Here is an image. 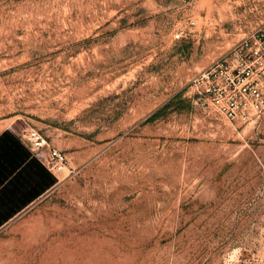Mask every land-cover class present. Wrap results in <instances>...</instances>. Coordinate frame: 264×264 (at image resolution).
<instances>
[{"label": "rangeland", "instance_id": "obj_1", "mask_svg": "<svg viewBox=\"0 0 264 264\" xmlns=\"http://www.w3.org/2000/svg\"><path fill=\"white\" fill-rule=\"evenodd\" d=\"M263 24L264 0H0V131L67 158L0 264H264V117L190 82Z\"/></svg>", "mask_w": 264, "mask_h": 264}, {"label": "built area", "instance_id": "obj_2", "mask_svg": "<svg viewBox=\"0 0 264 264\" xmlns=\"http://www.w3.org/2000/svg\"><path fill=\"white\" fill-rule=\"evenodd\" d=\"M174 36L180 38V32ZM190 82L195 94L230 122L245 124L263 118L264 24L196 73ZM20 134L30 152L51 173L65 171V153L49 145L42 133L27 129Z\"/></svg>", "mask_w": 264, "mask_h": 264}, {"label": "crops", "instance_id": "obj_3", "mask_svg": "<svg viewBox=\"0 0 264 264\" xmlns=\"http://www.w3.org/2000/svg\"><path fill=\"white\" fill-rule=\"evenodd\" d=\"M20 133L0 131V228L57 183V175L30 152Z\"/></svg>", "mask_w": 264, "mask_h": 264}]
</instances>
